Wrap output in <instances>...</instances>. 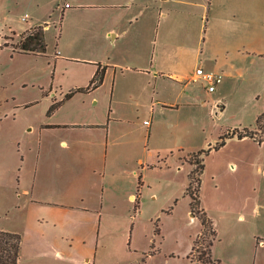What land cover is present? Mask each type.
<instances>
[{
	"label": "rangeland",
	"instance_id": "obj_1",
	"mask_svg": "<svg viewBox=\"0 0 264 264\" xmlns=\"http://www.w3.org/2000/svg\"><path fill=\"white\" fill-rule=\"evenodd\" d=\"M66 2L108 0H0V226L15 228L22 235L19 264H206L189 256L194 239L202 230L201 218L192 215L191 198L186 193L194 166L190 158L200 150H210L204 156L201 201L217 230L213 257L220 259L221 264H264V242H260L264 239V170L259 169V162L264 168V142L248 146L231 141L238 138L232 137L221 148H214L222 136L234 130L223 131L228 122L241 120L245 115H250L246 119H253L264 108V90L245 107L237 102L251 92L253 83L248 77L234 88L224 89L222 96L218 93L223 110L215 104L218 91L211 95L203 92L194 105L166 113L152 134L144 123L145 118L151 120L150 115L141 116L132 124H114L117 132L126 134L115 149L121 153L132 149L144 161L135 163L140 174H144L137 208L135 201H128L122 191L115 200L108 201L106 197L104 204L97 199L102 181L111 180V162L106 176L102 160L87 167L76 179H69L61 171L59 144L65 133L61 129L46 132L51 144L45 167L50 172L49 196L67 198L71 203L83 196L82 203L87 206H63L67 210L58 213L59 223L44 218L43 211L23 206L18 179L23 171L33 178L36 159L28 145L36 143V125L47 120L60 122L70 115L79 117V112H70L68 106L56 110L60 102L51 103L60 101L69 88H86L93 62L82 57L93 53L97 62L107 66V81L95 93L100 105L111 106L113 86L117 89L113 98L116 106L136 105L138 98L148 95L138 75L129 74L125 67L111 69V43L104 45L97 35L111 21V10L80 8L72 16L61 18ZM140 2L154 4L163 11L177 7L176 0ZM26 13L30 15L28 22L39 18L51 23L44 30V55L13 50L12 44L18 45L22 37L14 31L27 24L22 20ZM195 29L199 37L206 30L205 24L198 22ZM89 33L95 34L91 38L96 41L83 39ZM62 36L65 44L58 45ZM58 49L60 56H56ZM260 70L263 72L264 66ZM202 88L208 91L204 83ZM91 99L92 96H76L71 103L79 106ZM231 113H237L238 118L227 120ZM241 152L254 156L250 158L254 163L247 162L238 169L235 163L228 165ZM131 161L124 154L114 159L121 170ZM67 182H71L70 191L63 197L54 188ZM205 247L206 244H197L194 256Z\"/></svg>",
	"mask_w": 264,
	"mask_h": 264
},
{
	"label": "crops",
	"instance_id": "obj_2",
	"mask_svg": "<svg viewBox=\"0 0 264 264\" xmlns=\"http://www.w3.org/2000/svg\"><path fill=\"white\" fill-rule=\"evenodd\" d=\"M66 3L69 6H66ZM66 3L62 7L61 18L65 15L72 16L75 10L80 8L111 10V21L106 22L97 34L104 45L111 43V69L125 67L129 74L138 75L139 81L145 83L148 95L146 98L143 95V99L138 98L136 105L131 103L126 106L119 103L116 106L113 98L115 99L117 89L113 86L111 87V106L108 108L107 105H100L95 93L107 81V66H105V77L99 86L85 90H82L81 86L72 87L63 92L60 101H52L51 105L54 102H60L56 110L62 106H68L70 112H79V117L70 115L60 122L47 120L36 125L35 131L38 138L36 143L28 145L29 152H33L36 159V164L32 168L33 178L30 179L26 171L20 173L18 189H21L22 195L20 194L19 197L24 207L30 206L35 210L43 211L44 218L58 223L61 221V215L58 213L67 210L63 206L87 205L82 203L85 201L83 196L76 203L69 202L67 198L58 200L49 196L47 181L50 172L48 168H45L49 161L51 146L46 139L48 130L61 129L65 132L59 144L58 161L61 171L69 179L82 176L87 167L100 160L103 161L102 167L104 176H106L111 162L114 167L111 171V180L108 183L102 181L98 187L97 199L104 204L106 197L108 201L111 198L115 200L118 198V192L122 191V195L128 201L134 202L142 185L140 181L144 180V174L143 176L140 174L135 163L139 164L144 161L140 153L132 149L124 153L115 149L126 136L125 133L115 130L116 122L132 124L141 116L150 115L151 124L145 126L146 131L152 134L166 113L194 105V101L199 99L203 92L211 95L218 91L214 98L216 99L215 104L223 110L224 104L221 103L218 93L222 96L224 89L234 88L242 82L243 78L248 77L253 83L247 98L237 100L238 103L244 105L243 107L252 103L255 95L259 97L264 90V71L260 70L264 66V0H176L177 7L170 11L159 10L154 4L145 2L141 4L140 0ZM29 18L30 15L27 20L22 19L27 24L23 25L19 31H14L17 37L31 27L43 25L45 30L51 26L46 19L41 21L37 18V21L28 22ZM198 22L201 26L205 24L206 28L199 37L195 29ZM94 36L95 34L89 33L83 39L94 42L96 41L92 39L95 38ZM64 37H61L58 45L65 44ZM89 54L88 58L82 57L93 62L86 87L95 76L99 66L104 67V64L97 62L95 54ZM60 55L62 52L58 49L56 56ZM200 65L223 73L224 78L215 91L203 90V81L194 79L196 68ZM76 96L82 98L92 96V99L90 103L84 100L79 106H74L71 102ZM248 116L250 115H245L236 122H228L223 131L237 127H253L258 115L253 119H246ZM237 118V113L227 116V120ZM231 141L248 146L256 144V141L250 137L233 138ZM122 154L129 156L132 161L130 166L127 164L121 170L117 163H114V159ZM253 157L241 152L235 159L229 160L228 165L231 162L235 163L238 169L247 162L254 163V161L250 162V158ZM133 161L134 164H132ZM261 164L263 163L259 162V169L263 171ZM70 185L71 182L59 184L54 189L65 197L70 191ZM93 195L95 197L93 201H96V193L94 192ZM0 230L17 232L15 228L8 226H0ZM262 241L264 242V239L260 240Z\"/></svg>",
	"mask_w": 264,
	"mask_h": 264
},
{
	"label": "trees",
	"instance_id": "obj_3",
	"mask_svg": "<svg viewBox=\"0 0 264 264\" xmlns=\"http://www.w3.org/2000/svg\"><path fill=\"white\" fill-rule=\"evenodd\" d=\"M4 45H8L5 42ZM13 50L16 52H34L38 54H44L47 50V43L44 33V26L39 25L31 27L22 33V37L18 45H14ZM105 77V66H99L95 76L91 80L90 84L82 90L99 86ZM70 96V94H68ZM232 137H250L259 143L264 142V110L258 115L253 127H244L243 129L236 128L232 132L225 134L220 138L215 149L221 148L227 139ZM210 150H200L194 152L191 155V162L194 164L193 169L189 173V184L186 189V193L190 196V208L193 216H199L202 221V230L198 236L194 239L193 247L190 252V257L198 262L206 264H221L220 259L213 257L212 247L217 239V230L214 226L212 218L207 214L206 210L202 206L201 201V185H202V173L205 167L204 156L209 153ZM136 208L139 206V191L135 198ZM22 235L18 232L9 230H0V264H19L22 248ZM197 244H206L204 250H200L197 256H194L193 250Z\"/></svg>",
	"mask_w": 264,
	"mask_h": 264
},
{
	"label": "built area",
	"instance_id": "obj_4",
	"mask_svg": "<svg viewBox=\"0 0 264 264\" xmlns=\"http://www.w3.org/2000/svg\"><path fill=\"white\" fill-rule=\"evenodd\" d=\"M66 6H69V4L66 3ZM28 17L29 15L26 13L22 16V19L27 20ZM223 78L224 75L222 72L205 69L202 65H200L196 68L194 79L203 81L208 91H215L218 85L222 82ZM144 123L149 126L151 124V120L146 119Z\"/></svg>",
	"mask_w": 264,
	"mask_h": 264
}]
</instances>
